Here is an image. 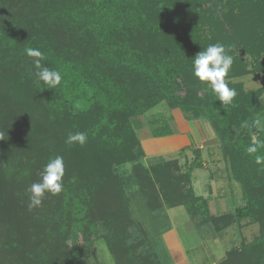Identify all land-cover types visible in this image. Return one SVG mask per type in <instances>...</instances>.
<instances>
[{
    "label": "trees",
    "instance_id": "1",
    "mask_svg": "<svg viewBox=\"0 0 264 264\" xmlns=\"http://www.w3.org/2000/svg\"><path fill=\"white\" fill-rule=\"evenodd\" d=\"M217 42L233 57L225 79L237 95L227 105L192 74L194 55ZM28 48L61 72L59 86L38 80ZM261 55L264 0H0V264H88L96 238L115 264H162L130 229L118 173L125 163L151 212L183 205L218 231L242 220L258 224L252 241L214 264H264V164L245 150L264 133L244 127L264 109L263 88L246 91L235 80L264 70L247 59ZM160 102L209 123L242 205L209 214L208 198L192 186L199 149L185 172L175 159L144 165L132 119ZM148 126L154 137L174 132L162 115ZM75 132L87 133L84 145L65 142ZM57 155L63 190L29 209L27 190Z\"/></svg>",
    "mask_w": 264,
    "mask_h": 264
},
{
    "label": "rangeland",
    "instance_id": "2",
    "mask_svg": "<svg viewBox=\"0 0 264 264\" xmlns=\"http://www.w3.org/2000/svg\"><path fill=\"white\" fill-rule=\"evenodd\" d=\"M247 59L249 64L255 59L264 65V55ZM235 80L241 81L246 91L263 88L260 101L264 105V70ZM159 115L170 119L174 129L172 136L154 137L151 134L148 120ZM257 116L264 118V109ZM132 121L144 151L141 161L146 167L175 159L179 173L185 172L190 162L196 160L194 150H200L202 166L192 170V186L196 195L208 198L209 214L220 215L244 203L240 185L230 176L220 142L207 121L201 120L202 123L187 119L180 109L170 110L164 102ZM174 137L184 142L180 147L170 148V145L173 147L171 140ZM132 169V163L118 168L130 198L129 210L134 222L130 229L135 238H144L143 249L156 253L162 264H214L223 258L227 250L252 241L257 235L258 224L255 222L242 220L218 231L200 216L191 217L183 205L156 212L147 210ZM89 245L91 254L88 264H115L104 241L96 238Z\"/></svg>",
    "mask_w": 264,
    "mask_h": 264
},
{
    "label": "clouds",
    "instance_id": "3",
    "mask_svg": "<svg viewBox=\"0 0 264 264\" xmlns=\"http://www.w3.org/2000/svg\"><path fill=\"white\" fill-rule=\"evenodd\" d=\"M222 43L209 44L204 50L194 55L192 60V74L200 82H207L213 93L218 97L221 104H231L237 95L234 88H230L226 77L233 65V57L229 55ZM26 55L32 57L35 68V75L39 81L54 89L61 84L62 74L59 70L47 67L42 61L45 59L44 53L36 48L26 49ZM244 127L255 129L257 132H264V118L257 116L251 124L245 123ZM2 139V134H0ZM87 141V133H69L66 138L67 144L79 143L81 146ZM264 148V140L253 138L252 144L245 150L249 155H254L257 164H264V155H258V151ZM65 173L64 159L62 156H55L50 159L41 171L39 182L31 184L27 190L31 193L28 208L39 207L45 193L57 195L63 190L62 179Z\"/></svg>",
    "mask_w": 264,
    "mask_h": 264
},
{
    "label": "crops",
    "instance_id": "4",
    "mask_svg": "<svg viewBox=\"0 0 264 264\" xmlns=\"http://www.w3.org/2000/svg\"><path fill=\"white\" fill-rule=\"evenodd\" d=\"M199 122L204 123V122L201 121V120H200ZM171 136H172V135H171ZM182 138H183V137H182ZM172 141H173L174 144H173V147L170 145V148H174V147H176V146H177V147H180V146L182 145V142H184L183 140H181V139H179V138L177 139V138H175V137L172 138L171 142H172Z\"/></svg>",
    "mask_w": 264,
    "mask_h": 264
}]
</instances>
